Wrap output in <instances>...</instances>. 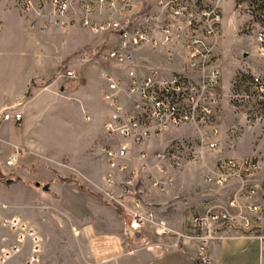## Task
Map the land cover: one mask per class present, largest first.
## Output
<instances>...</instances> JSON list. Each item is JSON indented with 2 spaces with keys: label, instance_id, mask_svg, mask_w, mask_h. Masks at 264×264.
<instances>
[{
  "label": "built area",
  "instance_id": "obj_1",
  "mask_svg": "<svg viewBox=\"0 0 264 264\" xmlns=\"http://www.w3.org/2000/svg\"><path fill=\"white\" fill-rule=\"evenodd\" d=\"M23 2L32 6L31 0ZM210 2L212 6L200 7L195 0H158L155 8L144 12L134 11L132 0L38 4L50 6L52 24L65 33L79 27L110 37L111 48L98 53L101 128L108 142L100 151L104 173L95 188L102 201L120 213L123 236L141 237L144 247L168 251L194 245L196 264H212L210 250L220 242L250 239L264 246L260 163L218 152L221 71L215 62L221 15L218 0ZM260 51L264 55V49ZM80 77L71 71L66 78ZM250 85L260 101L258 110L242 113L248 123L264 114V80L252 76ZM11 111H0V124L13 121L20 126L22 114ZM84 120L90 122L88 116ZM188 128L194 135L186 134ZM3 144L0 138V148ZM10 149L5 165L14 168L24 149L16 145ZM194 166L202 172L206 192L189 206L178 230L157 215L148 198L170 195L179 175ZM7 209L0 203V226L15 240L0 256V264L18 256L26 244L25 264H39L36 232L18 218L4 216Z\"/></svg>",
  "mask_w": 264,
  "mask_h": 264
},
{
  "label": "rangeland",
  "instance_id": "obj_2",
  "mask_svg": "<svg viewBox=\"0 0 264 264\" xmlns=\"http://www.w3.org/2000/svg\"><path fill=\"white\" fill-rule=\"evenodd\" d=\"M31 1L28 8L23 0H0V111L11 108L23 116L20 126L13 121L0 124L4 142L0 203L8 207L3 215L18 218L36 232L39 264H133L134 256L120 255L139 247L143 252L144 246L123 236L120 213L106 205L95 188L104 173L100 151L108 142L101 128L104 108L98 53L111 48L110 37L79 27L65 33L52 24L49 5L39 7L43 0ZM157 1L132 0L133 10L153 9ZM195 1L200 7L212 6L211 0ZM217 8L221 15L215 62L221 71L218 152L257 159L264 181V114L250 123L242 114L259 109L260 99L253 95L250 78L264 80L260 53L264 14L258 23L245 0H218ZM71 71L81 77L67 79ZM186 134L194 135L190 128ZM12 144H20L24 153L16 167L8 168L5 161ZM202 177L198 166L188 168L169 197L148 198L155 203L152 208L157 215L179 228L189 206L206 192ZM14 240L0 226V256ZM147 251L157 264H169L173 255L160 248ZM28 256L26 244L6 264H25Z\"/></svg>",
  "mask_w": 264,
  "mask_h": 264
},
{
  "label": "crops",
  "instance_id": "obj_3",
  "mask_svg": "<svg viewBox=\"0 0 264 264\" xmlns=\"http://www.w3.org/2000/svg\"><path fill=\"white\" fill-rule=\"evenodd\" d=\"M100 100H101V96H100ZM12 145L21 147L20 144H12ZM7 151L9 156L11 154V149L10 151L9 150ZM103 167H104V162H103ZM170 195H167L165 197H169ZM153 205H155V203H153ZM183 225H184V220H182V224L179 228H175V227L174 228L179 230L183 227ZM261 232L264 235V226ZM104 245L107 246V243H105ZM149 247L160 248L149 245L147 247H143V249H145L143 250V252L139 251V248H137L138 250H132L134 251V253L135 252L137 253V254L134 253L130 254V256H134L133 264H157V260L154 258V256H152V254H150L147 251ZM163 250L168 251L165 249ZM119 251H123V249L119 247ZM127 252L122 253L120 256L123 257L125 255H129L127 254ZM168 252L173 254L169 264H196L195 262L196 248L194 245H183L179 249L171 250V251L169 250ZM209 255L211 257L212 264H264V246H261V244L257 240L239 239V240H229L226 242H220L215 244L213 248H211ZM104 262L106 261L102 260V262L100 263H104Z\"/></svg>",
  "mask_w": 264,
  "mask_h": 264
},
{
  "label": "trees",
  "instance_id": "obj_4",
  "mask_svg": "<svg viewBox=\"0 0 264 264\" xmlns=\"http://www.w3.org/2000/svg\"><path fill=\"white\" fill-rule=\"evenodd\" d=\"M245 1L249 6L251 15L255 18V20L258 23H261L259 17H263L262 14H264V0H245ZM135 239L141 241L143 244L142 246L146 244V241L143 240L141 237H137Z\"/></svg>",
  "mask_w": 264,
  "mask_h": 264
},
{
  "label": "water",
  "instance_id": "obj_5",
  "mask_svg": "<svg viewBox=\"0 0 264 264\" xmlns=\"http://www.w3.org/2000/svg\"><path fill=\"white\" fill-rule=\"evenodd\" d=\"M36 186H37V184H36ZM43 190H44V191H46V190H47V188L44 186V187H43Z\"/></svg>",
  "mask_w": 264,
  "mask_h": 264
}]
</instances>
